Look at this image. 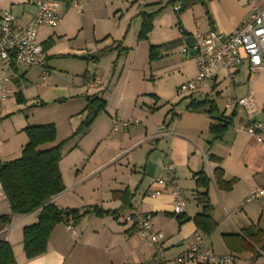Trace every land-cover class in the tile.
I'll return each instance as SVG.
<instances>
[{
  "label": "crops",
  "instance_id": "obj_1",
  "mask_svg": "<svg viewBox=\"0 0 264 264\" xmlns=\"http://www.w3.org/2000/svg\"><path fill=\"white\" fill-rule=\"evenodd\" d=\"M170 1L146 3L141 0L129 17L130 23L134 24L129 40L128 31L120 30L118 37H111L105 48H98L100 45L97 44L94 51H89L70 42L63 20L73 0H63L65 9L59 25L54 29L40 27L37 30L36 39L42 47L49 40L52 41L51 47L44 50L48 75L42 77V71L38 68L17 65L13 69L12 86L15 94H21L25 103L18 104L14 94L0 104V117H14V129L18 135L24 133L27 127L55 125L56 140L44 148L54 147L72 135L83 117L88 98L97 97L105 101L103 116L99 115L84 135L95 130L90 147L80 149L82 138H74L71 146L63 145L59 170L65 189L52 198L51 203L60 210L72 209L80 214L94 207L114 213L101 217L89 213L75 224L71 221L57 224L50 234L46 252L32 260H27L23 252L22 229L37 222L39 210L26 216H10L9 223L0 228V239L12 247L16 264L149 262L155 257L154 246L140 239L134 224L123 223L120 219L122 214L138 206L152 214L153 230L163 235V264H176L175 257L186 251L194 241L196 227L192 218L201 212L196 203L194 175L200 172L210 180L205 191L217 224L213 233L206 238V246L218 256H232L234 264H264V204L259 201L242 205L252 188L264 184V144L237 131L244 119L241 108L233 106L226 109L228 101L241 100L251 93L259 108L256 119L264 121L261 111L264 105V71L250 70L246 60L232 78L220 68L213 71V80L202 100L213 102L217 113L231 118L223 138L216 142H211L212 136L208 132L209 125L215 124L212 116L204 111L190 110V101L179 102L173 94L174 86L193 80L197 73L193 52L184 39L189 36L193 39L207 30L229 35L250 16L251 8L245 0H202V3L177 14L173 7L167 5ZM258 5L264 10V0H259ZM4 10H10L22 25L28 23L35 13L31 0H0V15ZM142 13L153 15L152 29L146 40L139 41V15ZM106 38L96 37L94 42H102ZM176 41H179L176 48L149 62L150 46ZM117 42H120L122 49L128 50L126 60L120 67L121 57L117 50H112ZM75 55L82 60L90 57L97 66L92 71L83 70L82 86L73 83L53 85L51 89L41 90L32 97L25 94L35 82L31 78L32 72L37 71L39 81L45 82L56 77L52 76L56 70L61 72L55 66L57 61ZM80 56H86V59ZM106 56L111 63L117 60L113 76L117 75L115 79L108 80L110 90L99 94L103 80L108 77L98 65ZM137 68L139 71L135 70ZM169 71L178 73L176 85L171 91L155 88L154 85L167 79L165 74L169 75ZM88 76L96 77L99 84L87 86ZM65 105L66 108H62ZM55 112H64L63 117L68 119L62 124L64 130H60L54 121ZM113 118L137 122V125L110 132ZM76 119L78 122L75 123ZM2 144L0 151L4 147ZM79 149L82 154L72 156ZM96 155H99L98 158ZM211 156L217 158L218 162L209 160ZM73 157L76 161L71 162ZM94 158L96 162L91 166L89 163ZM7 161L0 155V162ZM69 162L72 164L66 168ZM164 162L174 165L178 185L186 201L184 211L179 216L171 213L173 197L170 193H164L154 200H143L145 191L154 179L163 174ZM217 167L222 169L225 181L234 180L230 191H221L217 187L213 178V170ZM123 192L129 195L126 205L119 196H114V193ZM5 214H9V207L0 191V215ZM250 228L255 234V244L243 235ZM224 235H237L241 240L227 247L223 241Z\"/></svg>",
  "mask_w": 264,
  "mask_h": 264
},
{
  "label": "built area",
  "instance_id": "obj_2",
  "mask_svg": "<svg viewBox=\"0 0 264 264\" xmlns=\"http://www.w3.org/2000/svg\"><path fill=\"white\" fill-rule=\"evenodd\" d=\"M251 8L250 16L241 22L237 29L229 35H222L213 30H207L193 37V58L196 66V76L193 80L181 84L176 88V94L193 101H201L205 91L213 80V71L217 68L224 70L229 78L239 69L243 60L248 62L250 70L264 71V10L260 9L259 0H245ZM35 13L28 23L22 25L20 19L10 10H4L0 15V104L13 97L15 90L12 86L14 79L13 69L19 65L25 68H38L42 77L47 76V60L41 44L37 42V30L40 27L56 28L63 18V0H31ZM76 8V6L74 5ZM175 7L174 11H178ZM185 53L186 50H183ZM87 86L99 84L94 76H88ZM239 107L244 112V119L237 131L253 138L257 143L264 144V121L256 119L259 113L253 95L250 93L243 99L228 101L226 109ZM137 122L112 119L111 131L127 129ZM0 141V149L2 147ZM163 174L154 179L151 186L145 191L144 199L154 200L164 193L173 197L172 214L181 215L186 201L178 185L173 164L163 163ZM1 191V186H0ZM262 201L264 204V184L252 188L242 205ZM123 223L134 224L137 227L140 239L155 248V257L146 263L163 264L164 249L163 235L155 232L152 225V214L142 211L138 206L129 213L122 214ZM69 230H72L69 227ZM206 236L199 230L194 233V241L188 249L175 257L176 264L192 262L195 264H234L230 255H215L206 246Z\"/></svg>",
  "mask_w": 264,
  "mask_h": 264
},
{
  "label": "trees",
  "instance_id": "obj_3",
  "mask_svg": "<svg viewBox=\"0 0 264 264\" xmlns=\"http://www.w3.org/2000/svg\"><path fill=\"white\" fill-rule=\"evenodd\" d=\"M197 3H202V0H172L167 5L173 7V9L179 7V10L176 11L179 14ZM139 17L141 18V26L137 39L143 41L147 39V35L152 29L153 15L142 13ZM178 44L179 41L150 46L148 51L149 62L158 60L162 55L176 48ZM51 45L52 41L49 40L44 44L43 50L49 49ZM112 50H117L118 54L125 51V49L121 48L120 42H117ZM89 59L91 58L89 57ZM15 99L18 104L25 103V100L19 93L15 94ZM105 108L106 103L103 99L97 97L88 98L84 110L86 117L77 132L73 133L67 140L73 139L80 134H85L96 117L100 113L105 112ZM188 108L192 111H204L212 116L215 124L212 123L208 127V132L212 136L211 142H216L223 138L231 124V118L217 113L213 102L207 99L202 101L190 100ZM261 111L264 116V105ZM23 132L26 135L27 143L23 146L20 157L13 161L0 162L1 192L9 207V214L0 215V228L9 223L10 216H26L39 210L37 222L22 229L23 252L27 260H32L46 252L50 234L57 224L62 222L68 223V221L75 224L81 217L89 213L97 217L106 214L114 215V213L104 212L97 207L82 214L77 210L68 209L63 211L56 208L51 203V199L62 193L65 189L59 170V163L62 159V147L67 140L54 147L44 148L56 140V128L51 124L27 127ZM209 160L218 162V159L213 156ZM223 177L224 173L222 169L217 167L213 170V178L219 190L230 191L234 180L225 181ZM194 182L197 190L196 203L200 207L201 212L195 215L192 221L196 230L201 231L208 237L217 226L212 216V205L205 191L208 188L210 180L203 172H200L194 175ZM199 190H203V192H198ZM114 196H119L123 204H128L129 195L127 192L114 193ZM179 222L181 223V219H179ZM243 235L252 243H257L253 239V236H255L253 228L245 231ZM240 240L237 235L223 236V241L227 247H230L232 242ZM0 264H16L12 247L1 239Z\"/></svg>",
  "mask_w": 264,
  "mask_h": 264
},
{
  "label": "rangeland",
  "instance_id": "obj_4",
  "mask_svg": "<svg viewBox=\"0 0 264 264\" xmlns=\"http://www.w3.org/2000/svg\"><path fill=\"white\" fill-rule=\"evenodd\" d=\"M145 1L146 3H149L156 0H145ZM140 2L141 0H73L72 2L73 4L65 14L63 20V24L65 25L66 32L71 40L70 42H74L73 44L76 46L78 45L85 47L89 51H94L96 49L95 46L97 44L100 45V46L98 45L99 46L98 48L103 49L108 43H110L111 37H118L117 35L120 32V30L128 31V40H129L132 30L134 29V24L132 25L130 23L131 20H129V17ZM74 5L76 6V8L74 7ZM45 31H49V29H46ZM96 37H101V39L105 37L108 38L104 39L102 42L95 43L94 41ZM127 51L128 50H125L119 53L121 57L119 67L121 66L122 63L125 62ZM78 56L79 55H75L74 57L67 59L61 58L60 61H57L55 63V66L61 72L56 70L55 73L52 74V76L55 75L56 77H53L51 79L49 78L45 82L39 81V79L37 78V71L32 72L31 78L35 80V82H33L31 86H29L25 94L28 97H32L37 93H39V91L41 90L51 89L53 85L56 87L62 85H71V83H73V85L82 86L81 75L83 73V70L89 69L90 71H92L97 66H94L95 64H93V62L90 59L82 60L79 59ZM188 60L190 59L188 58ZM116 63L117 60L113 61L112 63L109 62L108 56L100 60V65H98V68L102 71V73L107 74L105 77H108V79L103 80V86L99 89L100 90L99 94H102L104 91H108L107 89L110 90L111 87L110 88L108 87L109 85L108 80L110 78L115 79L117 75L116 74L115 76H113ZM108 69H110L109 74H108ZM135 70L139 71V68ZM138 74L139 73H137V75ZM166 76H168L167 79L165 78L163 79V81L158 82L156 85H154V87L164 91H171L173 86L176 85V81L179 78V75L177 72L169 71V75L165 74V77ZM178 86L176 87L174 86V92H173L176 100L179 102L182 101V103L187 101L189 102L190 100L188 98L180 97L176 94V88ZM58 90H55V92H57ZM66 106L67 105H65V107L62 108H66ZM56 108H59V105H56ZM103 113H100L99 115L103 116L102 115ZM63 114L64 112L54 113V121H56L57 125L60 127V130L62 128V124L65 123V121L66 122L68 121L67 118L65 120ZM85 117H86V112L83 113L82 119L79 121L78 125L76 126L72 134L77 132ZM74 122L75 123L78 122V119H76ZM14 126H15L14 117L12 119H9L7 117L6 118L0 117V141L4 143V147L0 151V155H2L8 161H13L15 159H18L21 155V150L23 146L27 143V138L25 133H20L19 135L16 134ZM111 127H112V120L110 125V132H112ZM131 131H133V129H131ZM93 132H95V130L91 131V133H89V135L87 136H84L86 134L85 133L75 137V138H82L80 142L81 150L84 149L86 150V148L88 149V147H90L91 139L93 138V134H94ZM118 134H120V132L114 133L113 135H118ZM74 142L75 139L73 138V139H69L65 144H67V146H71L74 144ZM81 150L74 152L72 156L75 157L82 154ZM96 156H97L96 158H98L99 155ZM94 160L95 158L92 159V161L89 163L91 166L95 164L96 161ZM73 161H76V159L75 158L72 159L71 162ZM71 164L72 163L69 162L66 168H70Z\"/></svg>",
  "mask_w": 264,
  "mask_h": 264
},
{
  "label": "water",
  "instance_id": "obj_5",
  "mask_svg": "<svg viewBox=\"0 0 264 264\" xmlns=\"http://www.w3.org/2000/svg\"><path fill=\"white\" fill-rule=\"evenodd\" d=\"M184 43L189 47L191 48L192 47V44H193V39L192 37H187L186 39H184ZM193 52V50H191ZM81 58H86V56H80Z\"/></svg>",
  "mask_w": 264,
  "mask_h": 264
}]
</instances>
